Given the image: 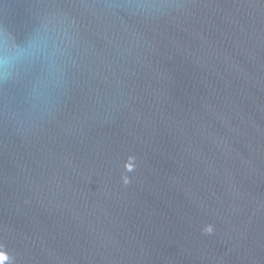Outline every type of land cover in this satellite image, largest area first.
<instances>
[{
    "label": "water",
    "instance_id": "obj_1",
    "mask_svg": "<svg viewBox=\"0 0 264 264\" xmlns=\"http://www.w3.org/2000/svg\"><path fill=\"white\" fill-rule=\"evenodd\" d=\"M0 264H264V0H0Z\"/></svg>",
    "mask_w": 264,
    "mask_h": 264
},
{
    "label": "clouds",
    "instance_id": "obj_2",
    "mask_svg": "<svg viewBox=\"0 0 264 264\" xmlns=\"http://www.w3.org/2000/svg\"><path fill=\"white\" fill-rule=\"evenodd\" d=\"M123 181H124V184H127L128 183V178L125 176L123 177ZM208 231H211V229H207Z\"/></svg>",
    "mask_w": 264,
    "mask_h": 264
}]
</instances>
